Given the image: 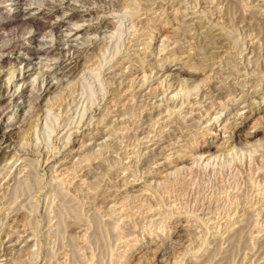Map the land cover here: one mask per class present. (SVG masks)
I'll return each instance as SVG.
<instances>
[{
  "label": "rangeland",
  "instance_id": "374dc122",
  "mask_svg": "<svg viewBox=\"0 0 264 264\" xmlns=\"http://www.w3.org/2000/svg\"><path fill=\"white\" fill-rule=\"evenodd\" d=\"M126 1L91 0L82 8L97 6L103 9L99 15L80 21L66 18L60 31L49 36L39 32L36 40L25 34L27 44L35 47H46L47 39L54 43L62 34L67 35L64 38H70V43L63 42V47L79 46L78 51L76 48L67 52L77 61L82 59L78 66L70 60L39 56L33 59L38 63L36 71H28L30 68H25L19 58L0 64V86L4 92L12 93L18 87L15 101L1 103L8 108L0 117V150L10 147L0 157V264H264V204L259 202L264 193V110L257 107L264 106V0H213V7L218 10L206 8L213 17L205 13L213 18L215 28L224 37L219 60L223 66L225 61L222 71L226 74L220 71L221 74L233 77L237 72L236 77L242 79L247 76L248 88L243 89L249 96L244 103L236 99L240 96L237 95V107L230 105L212 118L204 117L200 126L207 122L209 127L214 122L213 132L220 135L200 136L198 143L202 148L208 143L221 144L225 123L230 125L225 134H234L231 123L238 107H242L243 115H249L239 131L260 128L256 142L237 146L234 143V148L230 142L223 144L228 147L221 157H214L218 153L214 149L212 157H207V153L194 154L179 164H173L171 157V161L166 160L170 163L167 170L164 164L157 166V160L141 152L145 128L138 122L147 108L144 98L131 96L134 98L128 110L119 117L117 111L122 106L111 110L112 100L120 102L115 66L128 51L139 14L136 8H126ZM69 2L79 8L83 5L81 0ZM10 3L11 0L5 5ZM33 5L29 6L31 12L35 11ZM165 15L155 16L145 24L143 36L149 37L153 30L152 47L140 54L138 61L145 72L154 70L151 76L155 82L150 83L153 87L158 82L167 85L164 74L178 69L179 79H191L185 72L191 70L186 62L157 61L170 52L175 38L173 26L166 22L168 14ZM51 18L60 19L57 13ZM12 31L21 33L18 26ZM97 41L100 49L92 51L90 48ZM136 48L142 52L145 45ZM154 62L164 67L159 75H154ZM18 68H25L24 75L11 76L10 70ZM45 88L48 90L43 92ZM131 115L134 119L129 118ZM10 132L13 138L1 141L2 134ZM104 132L109 136L100 139V144L95 136ZM13 153L18 154L13 157ZM177 166L181 168L178 171Z\"/></svg>",
  "mask_w": 264,
  "mask_h": 264
},
{
  "label": "bare ground",
  "instance_id": "6f19581e",
  "mask_svg": "<svg viewBox=\"0 0 264 264\" xmlns=\"http://www.w3.org/2000/svg\"><path fill=\"white\" fill-rule=\"evenodd\" d=\"M7 1H9V0H0V64L2 65L6 61L10 62V60H13V59L17 60V58H19L21 62H25V68H26V66L28 68H30V69H28V71H33V70L36 71L39 68L38 66H37L38 68L35 67L36 65H38V63H35L33 61V59L35 57H37V56L45 57V58L52 57L53 58L52 60H56V59H58V60L62 59V61L63 60H70L71 62H74L76 66L79 65V62H81L82 59L80 58L81 60L77 61V59L73 55L72 56L71 55H67V52L70 49L76 50V48H77V51L79 50V48H78L79 46L77 47V45L74 46L73 44H69V48L68 49L63 47L64 44H65L63 42H69L70 41V38H67V39L64 38L67 35H63L62 34L60 36L59 41L56 40L54 43L53 42H51V43L48 42L47 41L48 39H47L45 41L46 42L45 44H47L46 47H35V46L27 44V42L25 41V37H24L25 34L26 35L29 34L30 38H33V39L36 40L37 34L39 32H43V34L46 33L45 35L48 34V36H49L52 33L60 31L61 30L60 26H61V24L65 23V19L66 18H69V20L80 21V20H83L84 17H86V16H92V15L97 14L99 11H103L102 8H101L102 10H99V8L97 6H93L91 8H87V9L82 8V6L85 7L84 4H86V3L91 4V0H81L83 2L82 3L83 5H80L81 9L79 7H76V5L74 6V4H71L69 2V0H43V1L41 0V1H38V2H29L27 0H11L10 4L5 5V2H7ZM123 2H124V0H123ZM128 3H129V0H128V2L126 1L124 3L126 5V8H127V6L131 7L132 9L136 8L138 10V11L136 10L137 13H139V14H137L138 15L137 17L134 16L135 19L137 20V22H136V24H134V26L135 25L136 26L133 29L134 32L132 31L133 35H132L131 40H129L130 41L129 46L126 49L128 51L117 62L116 66H115L116 78L114 76H112L116 80L115 82L117 84L116 86H117V91H118L116 93H117V97L120 100V102L112 100L110 104H111V110L115 106H119L120 109H121V106H122V109L120 111H117V115L119 117V116H121V114L125 113L126 110H128V105H130L129 102H132L133 100L132 101H130V100L132 98H134V97H132L130 99L131 96H135V97L138 96L140 98H144V101H145V104L147 105V108L145 110V114H143L142 119L140 120V122H138L140 124V126L144 125L143 127L145 128V131L142 130V132L144 131L145 135L141 133L142 134L141 136H143V135L144 136H143V138H141V136H140V138H141L140 145L142 144L141 145L142 146L141 149H143V151H141V150L140 151L143 153V155H146L148 157L150 156V158H152L153 160L154 159L157 160V161H155L156 163L153 162L157 166L161 165V164H164L163 166H166V168L165 167H163V168H165V170H167L168 168H170V166H169L170 163H166V160H169L171 157H172L171 159L173 160V164H179V163L184 162V160L186 158H188L189 156H192L194 154L204 155V153L205 154L207 153L206 156L208 157V156L213 155V152L215 151V153L216 152H218V153L215 154L214 157L220 156L221 154H223V151L227 150L226 147H228V145H223V144H226L228 142H230L229 146L230 145L232 146L234 143L236 144V146L238 144H250V142L251 143H255L256 140L254 138L260 133V131H261L260 128H256L254 131L253 130H250V131H247V130L239 131V130H241V128L243 126L246 125V121L249 118V115H245V114L243 115L240 112L242 110V107H240V108L238 107V109L236 110V112L233 115L234 117H236L235 120L232 121V123H231L232 124L231 125V131L232 132L234 131V134H231V135H226L225 134L228 131V129H227L228 127L227 126H230L227 123H225V125L223 127L222 134L220 136V137L223 138V142H221V144L211 146L208 143L204 148H202L199 145V143H198V139H199L200 136H203V135L205 136L206 135V137L213 138V137H216V136L220 135V133L218 134L216 132H213V130L215 129L214 128L215 127V123L214 122H212V126H209V127L207 126L208 124H206L207 122H205L204 126H200L201 120L204 117L208 118V119L212 118L213 114L216 115V114L222 113L223 112L222 110H224L225 108H228L230 105H232V106L236 105V107H237L238 106V101H236V99H239V100H241V102L246 103L245 102L246 101V96H249L248 92H246L245 89H243V87L245 88L248 85V84L247 85L245 84L246 83V79H247L246 75H245L246 77H243V79H242V78H239L240 76L236 77L237 72H235L236 74L235 75L233 74L234 76L230 77L229 74L227 76L224 75V74H226V72L224 73V71H222V68H224V66L226 67V63L224 61L225 65L224 66L221 65V61L219 60V55H220L221 51H223V47L225 45V44H223L224 42H222L224 37H223V34H221L222 32L218 31L219 29L217 30V27L215 28V26H214L215 23L213 24V18H212L213 16L210 15L211 11H210L209 14H207L208 13L207 9H209L210 7H213V4H214L213 0H212V2H210V0H138V2H136V3H134V2L133 3L130 2L131 4L130 3L128 4ZM30 5L31 6L33 5L35 11L34 10H33V12L30 11V9H29L31 7ZM44 9L45 10L47 9V11H44ZM123 9H125V8H123ZM212 9H214V7ZM216 9L218 10V8H216ZM216 9H214V10H216ZM214 10H213V14H214ZM36 11H38L37 14H36ZM205 11H207V12H205ZM62 12H65V13L67 12V15L62 13ZM134 12H135V9H134ZM53 13H57L58 17H60V19L57 18V19L53 20V18H51V15ZM205 13L207 15L212 16V17L210 18V16H207ZM162 14H166V15L168 14L169 15V16L167 15V21L166 20L165 21L168 22L171 26H173V31L175 32L174 33L175 35L174 34L173 35H174L175 38H174V40L172 42L170 41L171 44H173L172 49H170V52H172V53H170L167 50L168 51L167 53L169 55L167 54V55L163 56L162 58H160V60L158 59L157 61H160V63H161L162 61H167L168 59H170L171 61L186 62V64H188V68H190L191 70L188 71V69H186L185 72L190 74V76H191L190 78L191 79H190V82L186 81V80L179 79V74H180L179 72L181 71V69H178L176 72L169 73V74H164V73H166L164 71V73H163L165 75L164 78L166 80H168L167 85L165 84V82H164L165 80H164L163 81L164 84L158 82L159 84H157L155 87H153V86L150 85V83L154 79L153 76H151L152 75V71L154 72V70H152V71L150 70L151 72H149V73H147L148 71L145 72L144 71L145 68H141V65H140V63H138V61L140 59V54L146 53L147 51H149L150 47H152L153 30L151 32L149 31V33H148L149 37L143 36L144 32H146L145 30H147L146 27H145V24L147 22L153 20L152 19L153 17H155V16L157 17V16H160ZM98 15H99V13H98ZM103 22H105V21H103ZM217 22H220V21H217ZM219 24H221V23H219ZM15 26H16V29H17V26L20 28V30H21L20 34H17L18 32L16 34L13 33L12 29ZM134 26H132V27H134ZM93 27L94 26L92 25V28ZM96 27H99V26H96ZM70 28H71V26H70ZM23 29L25 31H23ZM129 36H131V35H129ZM166 39L168 41L167 37H166ZM49 41H51V40H49ZM101 41H103V40H101ZM43 43H44V41H43ZM95 43H96V45H93V48H90V49H92V51L97 49V48L100 49L101 45L99 44V42L97 41ZM140 44L145 45V48L143 49L142 52L139 51L140 50L139 48L138 49L136 48ZM198 44H200V45H198ZM226 52H228V51H226ZM145 55H147V54H145ZM148 55H149V53H148ZM223 55L224 54H222V56ZM144 61H145V58H144ZM154 64H155V62H154ZM222 64H223V61H222ZM230 67L231 66H229V68ZM25 68L24 69H22V68L19 69L18 68V69L10 70V74L13 77H15V76L18 77V76L24 75ZM154 68L157 69V70H155L156 73L154 75H159L160 71H162V69H164V67H162V65L158 64L157 62L155 64V67L153 66V69ZM226 70H231V69H226ZM220 71L223 72L224 74H221ZM2 73H3V71L0 70V76H1ZM45 73H43V74H45ZM37 74H38V72H37ZM258 74H259V72H258ZM199 76H201V78H199ZM197 78H199V80H197L198 82L193 84L192 81L196 80ZM153 82H155V81H153ZM7 85H5V87ZM7 88H8V86H7ZM114 88H115V91H116V87L115 86H114ZM17 89H18V87L12 93L11 92H8V93L6 92L5 93L4 92L5 88L2 89V86H0V117L5 115L6 112H7V109H6L7 106L5 108H3L4 106H2L1 103H4L5 101H6V103H12L13 101H15V99H16L15 92L18 91ZM34 89H35V87H34ZM249 89H247V91H250ZM46 90H48V88H45V90L43 92H45ZM114 95L116 96V94H114ZM237 95H240L239 98L237 97L236 99H234ZM115 96H114V98H115ZM117 97H116V99H117ZM136 100H138V99H136ZM134 102H135V100H134ZM144 107H146V106L144 105ZM245 107H248V105H246ZM257 107H258V109L262 108V110H264V106L258 105ZM106 110H108V109H106ZM251 110H253V109H251ZM117 115H115V116H117ZM219 116H217L215 118H219ZM131 117L133 118L132 115L129 118H131ZM102 118H103V116H102ZM136 119L137 118H135V120ZM128 120H130V119H128ZM101 121H103V120H101ZM125 121H126V119H125ZM130 122H133L132 125H134V123H135V121H132V120ZM130 122L127 121L126 124H130ZM117 124H118V121H117ZM120 124H122V123H120ZM124 124L125 123H123V126H124ZM123 126H122V128H123ZM136 126L138 127L137 124H136ZM259 126L262 127V125H259ZM120 128H121V126H120ZM134 129H135V127H134ZM113 134H114V130H113ZM105 135H108V134L106 132H104V133H101L98 136H95L96 141L99 142V140L103 139V137ZM112 137H113V135H112ZM12 138H13V133H11V132L9 134L8 133H3L2 137H1V141L2 140H6L7 141L8 139L11 140ZM101 142H102V140H101ZM101 142H99V143L101 144ZM242 146L244 147V145H242ZM9 147L10 146H7L6 147L7 149L5 151H1L0 150V157H2L4 155L3 152H6V153L9 152V149H8ZM232 147L234 148L235 145H233ZM232 147H230V148H232ZM230 148H229V150H230ZM213 149H214V151H213ZM100 150L101 149H99V151ZM133 150H135V149H133ZM101 151H103V150H101ZM233 153H234V151H233ZM17 154L18 153H15L13 155V157L16 156ZM79 154H81V153H79ZM95 154H96V152H95ZM81 156H84V155H81ZM13 157L11 155L10 158L12 159ZM86 159H87V156H86ZM171 159H170V161H171ZM66 161H68V160H66ZM25 162H26V160H25ZM80 162H81V160H80ZM1 166H3V165H1ZM145 167H144V169H145ZM71 168L73 169V167H71ZM160 168H162V167H160ZM180 169H181L180 166H177L175 168V170H177V171L180 170ZM53 171H54V169H53ZM165 172H167V171H165ZM167 174H168V172H167ZM167 174L165 173V175H167ZM117 179H119V178H117ZM163 180H164V178H163ZM241 189H242V187H241ZM262 193H263V191H262ZM172 194H173V192H172ZM263 194L261 195V197H259L260 198L259 202H262V205L264 204V195ZM144 196H146V195H144ZM259 196H260V194H259ZM156 201H158V200L156 199ZM242 205H243V203H242ZM145 206H147V205H145ZM29 207H30V205H29ZM157 218H158V216H157ZM6 235H7V233H6Z\"/></svg>",
  "mask_w": 264,
  "mask_h": 264
}]
</instances>
